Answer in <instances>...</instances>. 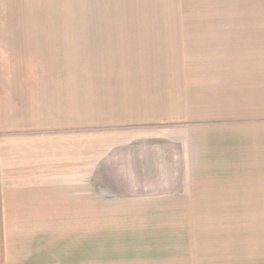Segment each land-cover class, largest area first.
Returning a JSON list of instances; mask_svg holds the SVG:
<instances>
[{
    "label": "crops",
    "instance_id": "obj_1",
    "mask_svg": "<svg viewBox=\"0 0 264 264\" xmlns=\"http://www.w3.org/2000/svg\"><path fill=\"white\" fill-rule=\"evenodd\" d=\"M3 27L52 32L1 39L0 223L53 221L64 204L53 199L94 188L108 169L161 191L264 173L262 33L222 38L221 27L186 22Z\"/></svg>",
    "mask_w": 264,
    "mask_h": 264
},
{
    "label": "rangeland",
    "instance_id": "obj_2",
    "mask_svg": "<svg viewBox=\"0 0 264 264\" xmlns=\"http://www.w3.org/2000/svg\"><path fill=\"white\" fill-rule=\"evenodd\" d=\"M11 21L186 22L221 27L222 38L264 36V0H0V44L52 32L3 27ZM113 171L53 199L64 203L53 221L0 223V264H264V173L161 191Z\"/></svg>",
    "mask_w": 264,
    "mask_h": 264
}]
</instances>
